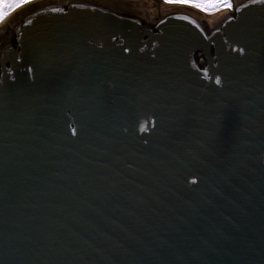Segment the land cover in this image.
I'll list each match as a JSON object with an SVG mask.
<instances>
[{"label": "water", "instance_id": "1", "mask_svg": "<svg viewBox=\"0 0 264 264\" xmlns=\"http://www.w3.org/2000/svg\"><path fill=\"white\" fill-rule=\"evenodd\" d=\"M112 2L13 12L0 264H264V0Z\"/></svg>", "mask_w": 264, "mask_h": 264}, {"label": "flooded vegetation", "instance_id": "2", "mask_svg": "<svg viewBox=\"0 0 264 264\" xmlns=\"http://www.w3.org/2000/svg\"><path fill=\"white\" fill-rule=\"evenodd\" d=\"M51 1H53V0H29L28 3L23 4V5L19 6V7H17L15 5L13 7V10L11 9L12 11L7 13L3 17V19L0 21V47L2 46L3 40L7 36V34H12L10 32V25L15 21V19H17L18 17L21 16V14L18 13V11H20V9H22V8L28 6V5H35V4H38V3L39 4L43 3L44 5H47V4H50ZM56 1H57V3L62 4L63 8L66 10L67 6H68V4L70 2L79 1V0H56ZM92 1L96 2V3H93V4H101V2L102 3H106V4L107 3L111 4L112 1H113L112 3L116 2L115 0H92ZM117 1H120L119 3H121V1H124L126 4H128V7L129 6L132 7V4H134V3L130 2L129 0H117ZM149 1H150V4H151L149 7H146V5H142L140 7H136V5H134L136 7L135 11L137 12V14L142 15L146 19H148V18H155L156 19L158 17V14L163 12L164 10L170 9V8H176V7H179V6H185L186 9H191V8L194 9V7H191V6H188V5L168 4V3H165V0H149ZM0 4H3L4 6H8L9 4L12 5L14 3L12 2V0H9L8 3H4V0H1ZM0 7H2V5H0ZM149 8L152 10L151 11L152 13L149 12V10H150ZM15 10H18V11L14 14L13 12ZM229 12H233V8H231L229 10ZM214 13H211V14H214ZM11 37L13 38L12 43L14 45L15 44L14 35L12 34ZM199 59H200V64L204 62V60L201 57Z\"/></svg>", "mask_w": 264, "mask_h": 264}, {"label": "snow or ice", "instance_id": "3", "mask_svg": "<svg viewBox=\"0 0 264 264\" xmlns=\"http://www.w3.org/2000/svg\"><path fill=\"white\" fill-rule=\"evenodd\" d=\"M9 0H4V3H8ZM13 3L17 7L26 4L29 2V0H12ZM253 2H256V0H253ZM165 3L168 4H178V5H188L203 11H208L210 9H231L233 7V4L231 3V0H165ZM2 7L4 6L3 4ZM11 6V4H9ZM4 17V13L2 12V15H0V20H2ZM219 79H217V83H219Z\"/></svg>", "mask_w": 264, "mask_h": 264}, {"label": "rangeland", "instance_id": "4", "mask_svg": "<svg viewBox=\"0 0 264 264\" xmlns=\"http://www.w3.org/2000/svg\"><path fill=\"white\" fill-rule=\"evenodd\" d=\"M1 1V0H0ZM232 3V2H231ZM15 6V3L14 4H12L11 6H3V7H0V15H2V12L4 13V16L7 14V13H9V12H11L12 10H13V7ZM16 8V7H15ZM14 8V9H15ZM12 9V10H11ZM197 9V8H196ZM198 10H200V9H198ZM219 10H226V9H210V10H208V11H203V10H200V11H202V12H205L206 14H211V13H214V12H216V11H219ZM228 10H230V9H228ZM1 21V20H0Z\"/></svg>", "mask_w": 264, "mask_h": 264}, {"label": "bare ground", "instance_id": "5", "mask_svg": "<svg viewBox=\"0 0 264 264\" xmlns=\"http://www.w3.org/2000/svg\"><path fill=\"white\" fill-rule=\"evenodd\" d=\"M115 1H117V0H115ZM129 1H136V0H129ZM120 2V1H119ZM121 2H124V1H121ZM196 9V8H195ZM196 10H198V9H196ZM199 11V10H198ZM202 12V11H201ZM202 14H204L205 16H210V14H206L205 12H202Z\"/></svg>", "mask_w": 264, "mask_h": 264}, {"label": "trees", "instance_id": "6", "mask_svg": "<svg viewBox=\"0 0 264 264\" xmlns=\"http://www.w3.org/2000/svg\"><path fill=\"white\" fill-rule=\"evenodd\" d=\"M199 58H200V56L198 55L196 59L199 60Z\"/></svg>", "mask_w": 264, "mask_h": 264}]
</instances>
